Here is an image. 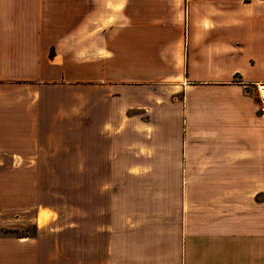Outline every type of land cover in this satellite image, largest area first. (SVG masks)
<instances>
[{"label":"crops","instance_id":"0c3cea01","mask_svg":"<svg viewBox=\"0 0 264 264\" xmlns=\"http://www.w3.org/2000/svg\"><path fill=\"white\" fill-rule=\"evenodd\" d=\"M262 81L264 0H0V264H264Z\"/></svg>","mask_w":264,"mask_h":264},{"label":"rangeland","instance_id":"374dc122","mask_svg":"<svg viewBox=\"0 0 264 264\" xmlns=\"http://www.w3.org/2000/svg\"><path fill=\"white\" fill-rule=\"evenodd\" d=\"M98 172H91V178H98L97 177ZM104 175H106L107 172H102ZM43 195L44 198H58V203H55L56 206L63 207V209H67L66 205H72L71 203L63 202V199L60 198L64 195H73L77 198L82 196L83 193V186L82 182L84 179L83 172H43ZM48 178V181H45V179ZM47 184V185H46ZM98 188L91 187V193H95V190ZM53 201H57V199H54ZM52 202L48 201L46 202V205L51 206ZM48 206V207H49ZM35 218V217H34ZM43 217H38V221H41ZM26 225H24L23 228L20 229H13V228H6L5 231L22 233V234H33L36 231L37 223L33 219H30Z\"/></svg>","mask_w":264,"mask_h":264},{"label":"built area","instance_id":"2783aa9c","mask_svg":"<svg viewBox=\"0 0 264 264\" xmlns=\"http://www.w3.org/2000/svg\"><path fill=\"white\" fill-rule=\"evenodd\" d=\"M257 89L260 100V110L264 113V81L257 84Z\"/></svg>","mask_w":264,"mask_h":264}]
</instances>
